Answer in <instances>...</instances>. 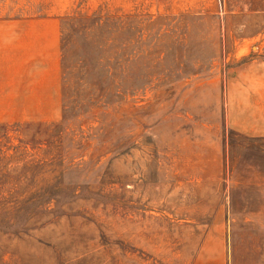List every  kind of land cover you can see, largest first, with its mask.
I'll return each mask as SVG.
<instances>
[{
	"label": "rangeland",
	"instance_id": "rangeland-1",
	"mask_svg": "<svg viewBox=\"0 0 264 264\" xmlns=\"http://www.w3.org/2000/svg\"><path fill=\"white\" fill-rule=\"evenodd\" d=\"M259 42L264 0H0V219L51 195L0 264H264V138L222 117Z\"/></svg>",
	"mask_w": 264,
	"mask_h": 264
},
{
	"label": "crops",
	"instance_id": "crops-1",
	"mask_svg": "<svg viewBox=\"0 0 264 264\" xmlns=\"http://www.w3.org/2000/svg\"><path fill=\"white\" fill-rule=\"evenodd\" d=\"M259 44L250 47L259 48ZM244 57L223 78V123L244 137L264 138V50L251 51Z\"/></svg>",
	"mask_w": 264,
	"mask_h": 264
},
{
	"label": "trees",
	"instance_id": "trees-1",
	"mask_svg": "<svg viewBox=\"0 0 264 264\" xmlns=\"http://www.w3.org/2000/svg\"><path fill=\"white\" fill-rule=\"evenodd\" d=\"M72 48V47H71ZM69 50V47L66 49ZM82 51L89 52L88 47L82 48ZM84 56V55H83ZM64 57V56H63ZM62 57V61H63ZM82 59L80 60V68H87L86 70H89L91 68V60L89 57H81ZM88 58V59H87ZM87 59V60H86ZM81 82L82 85L84 86V89H89L92 91H97V92H107V91H117L119 88V84H116L114 86V83L112 80L106 81V80H99L98 79H91L90 77H81ZM81 85V83H80ZM46 192V191H45ZM12 194V193H11ZM15 199L13 201V205L9 207L8 211L3 212L5 215H8L7 218H4V216L1 217L0 219V228L7 230L8 228H12V230H21L23 227V222H15L14 221V216H17L18 213L21 211H25L26 208H29L30 210H46V207L48 206L47 204L51 200V195H49L47 200L45 198L41 199V197L44 194V191H38V192H25V193H14ZM47 195V194H45ZM23 196V197H21ZM2 200V198H1ZM33 201V202H32ZM29 203L28 206L26 204ZM24 206H26L24 208ZM3 210V209H2ZM51 210V209H50ZM27 216V215H26Z\"/></svg>",
	"mask_w": 264,
	"mask_h": 264
}]
</instances>
